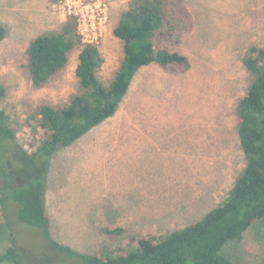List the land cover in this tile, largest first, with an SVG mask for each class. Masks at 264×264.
I'll use <instances>...</instances> for the list:
<instances>
[{
    "label": "rangeland",
    "instance_id": "1",
    "mask_svg": "<svg viewBox=\"0 0 264 264\" xmlns=\"http://www.w3.org/2000/svg\"><path fill=\"white\" fill-rule=\"evenodd\" d=\"M81 1L96 9L87 35L102 58L96 77L108 88L123 61L122 42L112 30L138 0ZM181 1L192 29L180 24L171 37L189 61L188 71L155 65L138 70L116 112L57 150L42 171L44 158L27 150L28 135L41 106H64L81 94L75 76L81 47L37 88L25 49L39 36L63 32L66 21L83 39L63 0H0L1 107L15 130L14 141L0 147V253L12 242L24 264H83L52 241L77 254L114 252L130 238L194 224L225 199L245 166L236 105L252 81L242 58L250 47L264 49V0ZM34 180L44 185L50 239L18 219L11 199L13 190ZM102 228L124 234L103 235ZM222 252L234 264H264V220Z\"/></svg>",
    "mask_w": 264,
    "mask_h": 264
},
{
    "label": "trees",
    "instance_id": "2",
    "mask_svg": "<svg viewBox=\"0 0 264 264\" xmlns=\"http://www.w3.org/2000/svg\"><path fill=\"white\" fill-rule=\"evenodd\" d=\"M180 24L187 31L192 29L191 16L181 0H138L121 13L112 34L122 42L123 61L108 88L96 77L102 64L97 46L81 43L71 23L65 22L63 32L39 36L27 45L26 68L36 88L65 67L73 48L81 47L75 67L81 94L72 96L64 106H41L36 126L28 135L27 150L33 149V156L44 158L42 171L47 168L46 159L57 150L68 147L116 112L138 70L155 65L180 74L188 71L189 61L175 50L171 37ZM4 36L5 29L0 26V41ZM242 65L252 78L236 105L237 136L245 166L223 201L194 224L159 236L130 238L118 251L86 255L52 244L77 256L83 264H234L223 254L224 246L241 240L254 223L264 220V49L250 47ZM4 95L0 85L1 149L15 139V130L1 107ZM43 188L41 180H34L26 188L13 190L11 199L18 206V219L50 239ZM100 231L107 236L124 234L121 229ZM3 262L24 264L12 242L0 253Z\"/></svg>",
    "mask_w": 264,
    "mask_h": 264
},
{
    "label": "built area",
    "instance_id": "3",
    "mask_svg": "<svg viewBox=\"0 0 264 264\" xmlns=\"http://www.w3.org/2000/svg\"><path fill=\"white\" fill-rule=\"evenodd\" d=\"M67 14L76 19L78 23V33L82 36L83 44H91L87 35V28L91 26V20L95 15L96 9L91 5L84 4L81 0H63ZM89 25V26H88ZM93 45V44H91Z\"/></svg>",
    "mask_w": 264,
    "mask_h": 264
}]
</instances>
